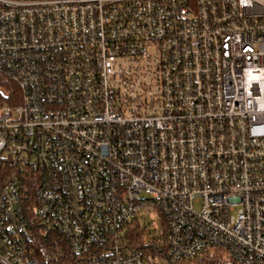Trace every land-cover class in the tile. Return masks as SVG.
Segmentation results:
<instances>
[{
    "label": "built area",
    "instance_id": "built-area-1",
    "mask_svg": "<svg viewBox=\"0 0 264 264\" xmlns=\"http://www.w3.org/2000/svg\"><path fill=\"white\" fill-rule=\"evenodd\" d=\"M0 72V264H264V0H0Z\"/></svg>",
    "mask_w": 264,
    "mask_h": 264
},
{
    "label": "trees",
    "instance_id": "trees-1",
    "mask_svg": "<svg viewBox=\"0 0 264 264\" xmlns=\"http://www.w3.org/2000/svg\"><path fill=\"white\" fill-rule=\"evenodd\" d=\"M20 91L16 83L6 74L0 72V107L6 103H16ZM0 180L6 179L4 176L9 173L10 167L4 166L0 161ZM34 218V214L31 215ZM36 223V222H35ZM164 236L168 234L167 224L163 223ZM125 237V244L131 247L145 248L144 243L147 229L142 222L136 220L129 226ZM33 248L36 255L45 264H70L72 261L70 254V247H68L66 240L58 233H46L45 229L37 223L33 224ZM159 249L150 245L148 252L155 254ZM206 264H210L211 260L206 259ZM205 264V263H204Z\"/></svg>",
    "mask_w": 264,
    "mask_h": 264
},
{
    "label": "rangeland",
    "instance_id": "rangeland-1",
    "mask_svg": "<svg viewBox=\"0 0 264 264\" xmlns=\"http://www.w3.org/2000/svg\"><path fill=\"white\" fill-rule=\"evenodd\" d=\"M140 215L142 219V224L147 229V237L149 238L159 237L161 234L159 216L156 215V213L154 214L148 211H142Z\"/></svg>",
    "mask_w": 264,
    "mask_h": 264
}]
</instances>
